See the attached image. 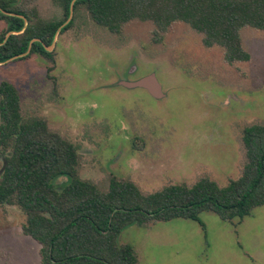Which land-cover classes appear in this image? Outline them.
<instances>
[{
    "label": "rangeland",
    "instance_id": "374dc122",
    "mask_svg": "<svg viewBox=\"0 0 264 264\" xmlns=\"http://www.w3.org/2000/svg\"><path fill=\"white\" fill-rule=\"evenodd\" d=\"M13 2L45 20L64 17L52 0ZM72 20L51 56L0 63V82L16 86L25 116L44 117L77 145L82 178L106 189L115 176L151 193L202 177L226 186L241 176L243 128L264 124V30L244 27L251 58L228 63L222 47L205 46L203 34L183 21L161 31L135 19L112 32L84 8ZM5 27L0 21V34ZM153 73L163 98L122 85ZM3 165L0 151V173ZM200 220L133 223L119 241L133 245L139 264H264V205L243 220L224 221L211 211ZM25 221L18 206L0 205V264H41Z\"/></svg>",
    "mask_w": 264,
    "mask_h": 264
},
{
    "label": "trees",
    "instance_id": "16d2710c",
    "mask_svg": "<svg viewBox=\"0 0 264 264\" xmlns=\"http://www.w3.org/2000/svg\"><path fill=\"white\" fill-rule=\"evenodd\" d=\"M14 0H0V62L27 52L51 56L46 50L71 5L84 8L98 25L120 32L138 19L154 22L166 31L176 21L203 34L207 47L220 46L228 63L248 61L241 31L264 30V0H52L64 11L60 20H45L36 9H23ZM70 20L60 32L66 31ZM9 32L11 34L7 35ZM38 38L40 41H34ZM246 161L242 174L220 186L209 177L194 184L174 183L144 193L131 180L115 176L108 187L79 174L78 147L52 130L41 116H25L20 94L8 81L0 82V205L18 206L26 216L23 232L40 244L41 264H139L138 254L119 236L130 224L175 218L200 220L204 211L224 221L243 220L264 205V124L242 131ZM66 178L64 182H59Z\"/></svg>",
    "mask_w": 264,
    "mask_h": 264
},
{
    "label": "water",
    "instance_id": "95a60500",
    "mask_svg": "<svg viewBox=\"0 0 264 264\" xmlns=\"http://www.w3.org/2000/svg\"><path fill=\"white\" fill-rule=\"evenodd\" d=\"M73 13H74V7H73V4L71 5V9H70V15L67 19L66 22H64L60 27L59 29L57 30V33L55 35V38L57 36V34L60 32V30L67 24L70 22V20L72 19L73 17ZM11 34V32H9L7 35ZM55 38H54V41L53 43L50 45V46H46V50L47 51H51L52 50V47L54 45V42H55ZM34 41H40L38 38L34 39L32 42ZM31 49V45L28 49L27 52L23 53L22 55H19V56H16L12 59H15V58H18V57H22V56H25L29 53ZM11 60V59H10ZM1 63V62H0ZM122 85L126 86V87H144V88H147L151 93L152 95H154L155 97L157 98H163L165 96L164 92H163V89H162V85L160 84L157 76L153 73V74H150V75H146L136 81H123L122 82Z\"/></svg>",
    "mask_w": 264,
    "mask_h": 264
}]
</instances>
